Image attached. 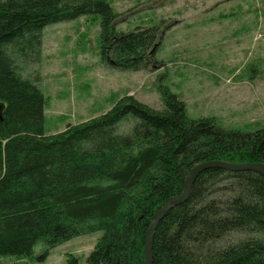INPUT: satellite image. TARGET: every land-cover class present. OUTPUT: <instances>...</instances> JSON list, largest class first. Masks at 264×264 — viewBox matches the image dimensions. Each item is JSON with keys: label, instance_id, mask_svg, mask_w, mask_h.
<instances>
[{"label": "trees", "instance_id": "1", "mask_svg": "<svg viewBox=\"0 0 264 264\" xmlns=\"http://www.w3.org/2000/svg\"><path fill=\"white\" fill-rule=\"evenodd\" d=\"M110 1L0 0V255L30 257L42 243L43 261L50 248L101 231L86 264H143L153 214L181 194L195 164L264 162V127L192 118L163 85L161 109L126 95L98 117L45 134L40 76L17 64L39 62L45 26L98 16L103 63L121 71L162 66L159 26L117 29ZM68 264L78 259L70 255ZM152 264H264V176L202 170L189 198L159 221Z\"/></svg>", "mask_w": 264, "mask_h": 264}, {"label": "rangeland", "instance_id": "2", "mask_svg": "<svg viewBox=\"0 0 264 264\" xmlns=\"http://www.w3.org/2000/svg\"><path fill=\"white\" fill-rule=\"evenodd\" d=\"M116 28L159 26L156 58L162 66L121 71L99 54V17L83 15L45 26L39 62L18 61L23 75L38 72L46 96L45 134L62 131L108 111L132 95L163 108L159 85L185 103L192 118L213 116L226 129L264 127V0H111ZM5 103L0 100V112ZM128 126L125 122L122 127ZM101 231L70 238L48 250L38 243L30 257L0 255V264H78Z\"/></svg>", "mask_w": 264, "mask_h": 264}, {"label": "water", "instance_id": "3", "mask_svg": "<svg viewBox=\"0 0 264 264\" xmlns=\"http://www.w3.org/2000/svg\"><path fill=\"white\" fill-rule=\"evenodd\" d=\"M207 168H221L230 171H241L250 170L258 172L264 176V162H227L224 160H205L195 164L186 174L184 187L180 195L172 196L168 198L162 206L155 211L152 216L150 225L146 231L143 246V264H152V241L154 236V231L159 223V221L165 216V214L174 206L185 202L191 193L192 184L196 176Z\"/></svg>", "mask_w": 264, "mask_h": 264}]
</instances>
